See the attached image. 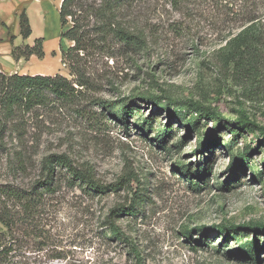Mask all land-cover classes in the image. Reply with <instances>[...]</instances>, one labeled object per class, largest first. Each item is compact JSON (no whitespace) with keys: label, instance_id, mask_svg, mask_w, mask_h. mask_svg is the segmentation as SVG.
Instances as JSON below:
<instances>
[{"label":"rangeland","instance_id":"1","mask_svg":"<svg viewBox=\"0 0 264 264\" xmlns=\"http://www.w3.org/2000/svg\"><path fill=\"white\" fill-rule=\"evenodd\" d=\"M60 4L4 0L1 13L13 22L25 7L46 40L45 58L23 70L72 80ZM135 11L146 46L100 64L111 83L71 104L52 98L0 135V187L30 191L46 180L53 155L91 167L100 186L123 184L96 194L55 166L37 238L20 236L6 264H264V88L227 81L220 26L208 17L190 23L171 0H140ZM131 206L136 215H112Z\"/></svg>","mask_w":264,"mask_h":264},{"label":"trees","instance_id":"2","mask_svg":"<svg viewBox=\"0 0 264 264\" xmlns=\"http://www.w3.org/2000/svg\"><path fill=\"white\" fill-rule=\"evenodd\" d=\"M139 1L62 0L59 7L63 30L61 40L72 43L68 50H62V62L73 79L60 74L29 76L0 72V135L26 113L47 106L52 98L71 104L80 99L85 91L93 92L101 88L103 81L111 83L110 74L99 70L100 64L118 56L129 58L146 46V37L136 28L134 20ZM171 3L190 23L208 17L213 26H220L216 41L224 46L217 53V62L222 65L223 75L228 82L264 88L263 7L256 5L255 0H238L235 3L222 0L221 6L216 0H171ZM19 21L21 36L28 39L32 35V28L26 10L20 13ZM2 26L7 29L4 23ZM44 42L43 38H38L33 46L15 47L13 59L17 62L21 59L29 61L32 56L44 59ZM221 90L217 92L221 93ZM116 103L101 102L112 115L117 110ZM127 113L125 106L119 112L123 118ZM240 120L242 123H252L246 116ZM0 137V140L4 138ZM214 142H219L216 137L212 139V145ZM244 160L243 156L239 162L243 165ZM55 166L63 167L75 183L88 187L96 194H103L111 188L117 191V187L123 184L100 186L91 167L80 170L66 156L53 155L45 160L46 180L36 183L30 191L0 187V264H6L20 236L32 235L37 238V213L43 195L51 191ZM208 173L209 169L206 174L198 175L199 180L203 181ZM116 212L136 215L137 209L134 206L121 207L113 210L112 215ZM111 228V234L119 238L121 235L115 225ZM256 243L255 239L254 248ZM251 260H255L254 255H251Z\"/></svg>","mask_w":264,"mask_h":264},{"label":"crops","instance_id":"3","mask_svg":"<svg viewBox=\"0 0 264 264\" xmlns=\"http://www.w3.org/2000/svg\"><path fill=\"white\" fill-rule=\"evenodd\" d=\"M33 3L37 4V0H30ZM4 0H0V72L5 74H20V75H29V76H37V72L31 73L29 70H23L24 64L26 62H37V57L32 56L29 61L24 59L15 61L12 57V51L15 47H21L24 45L33 46L35 44L36 39H38L37 34L34 32V26L31 25L32 35L28 39H23L21 36V28L19 15L23 10L27 9L22 7L20 11L16 14L13 22H10L7 19L3 18V14L1 13V5ZM28 14V13H27ZM29 17V14H28ZM30 24L32 23L31 18L29 17ZM4 23L7 26V29L2 26ZM61 38V35H60ZM44 39V38H43ZM45 40V39H44ZM46 46V40L44 42V48ZM31 73V74H30ZM46 76V75H42Z\"/></svg>","mask_w":264,"mask_h":264},{"label":"bare ground","instance_id":"4","mask_svg":"<svg viewBox=\"0 0 264 264\" xmlns=\"http://www.w3.org/2000/svg\"><path fill=\"white\" fill-rule=\"evenodd\" d=\"M42 1V0H41ZM61 2H62V0H61Z\"/></svg>","mask_w":264,"mask_h":264}]
</instances>
